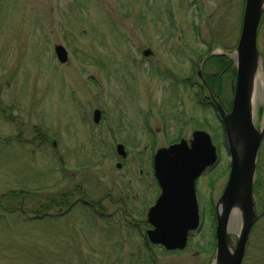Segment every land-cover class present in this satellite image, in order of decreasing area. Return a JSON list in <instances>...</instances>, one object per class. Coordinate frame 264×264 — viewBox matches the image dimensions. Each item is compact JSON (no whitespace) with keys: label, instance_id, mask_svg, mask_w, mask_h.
Returning a JSON list of instances; mask_svg holds the SVG:
<instances>
[{"label":"rangeland","instance_id":"1","mask_svg":"<svg viewBox=\"0 0 264 264\" xmlns=\"http://www.w3.org/2000/svg\"><path fill=\"white\" fill-rule=\"evenodd\" d=\"M244 7L245 0H0V264H142L144 257L213 264L214 210L230 161L220 119L194 85L196 65L207 58L203 74L230 108L236 74L221 73L214 58L236 49ZM56 45L68 51L67 63ZM259 49L264 86V20ZM255 115L261 125L258 95ZM198 129L219 149L217 165L198 181L203 226L185 251L147 250L150 227L140 216L155 197L149 176L139 179V160L146 172L157 149ZM116 144L128 150L125 162ZM79 185L92 198L111 190L137 222L123 225L124 208L109 201L106 210L97 204L105 216L76 203ZM61 194L65 200L45 205ZM254 194L259 218L244 264H264V142ZM40 206L53 209L52 218H38Z\"/></svg>","mask_w":264,"mask_h":264},{"label":"water","instance_id":"2","mask_svg":"<svg viewBox=\"0 0 264 264\" xmlns=\"http://www.w3.org/2000/svg\"><path fill=\"white\" fill-rule=\"evenodd\" d=\"M263 18L264 0H246L240 39L233 53L230 52L237 74L232 110L226 112L210 95L225 127L231 164L226 188L217 203V250L213 264H243L251 232L259 218L254 184L264 140V117L257 126L255 97L258 95L264 102V86L261 84L260 91L255 93V80L257 75L263 79L262 54L258 47ZM55 52L61 63L68 61L62 45H56ZM198 75L201 77V69ZM203 83L206 85L204 80ZM100 117V111H96L94 122L98 123ZM117 152L126 157L123 145L117 146ZM217 160L212 137L200 130L192 133L189 142L182 140L156 152L154 172L161 195L147 217V223L153 227L147 232L152 244L166 250L186 248L188 234L199 227L196 180ZM234 224L239 225L237 230Z\"/></svg>","mask_w":264,"mask_h":264},{"label":"flooded vegetation","instance_id":"3","mask_svg":"<svg viewBox=\"0 0 264 264\" xmlns=\"http://www.w3.org/2000/svg\"><path fill=\"white\" fill-rule=\"evenodd\" d=\"M142 158L139 160V161H142L141 162V165H142L141 167L143 168V169H140V171H139L140 174H141V177H139V179H140L141 182H144V184H145V181L148 178H145L144 176L145 175L149 176V178L151 180L150 186L153 188V191H154V194L152 196L155 197L154 198V202L152 203V205H153L156 202V200L158 199L161 191H160L159 184H158V182L156 180V177H155V174H154V169H153V165H152L151 158H149V160H148L149 166L147 167V171L146 172H144V167H143L146 164L145 163L146 160L145 159L142 160ZM76 191H79L84 196V197L83 196L82 197L81 196H78V198L76 199V203L77 202L83 203L88 208H91L92 210H94V211H91L94 214H100L99 213V210H97V204H98V206H100V208H99L100 210H102V209L103 210H106V208L108 206V201H109L110 204H112L114 206H121V207L124 208L123 211H122L123 213L120 215V222H122V224L125 225L126 227H127V224L129 222H137V220H138L137 217H135L133 214L128 216V212H127L128 205L125 203V201L123 199H116V200H114V197L115 196H114V194H111L110 193L111 190H108L106 192L107 194L105 196H103L101 194V198H92V197H90V194H88L87 192H85L84 189L81 186H78V190L76 189V190H74V192H72V194H71L72 197L76 196L75 195V192ZM122 193H123V196H124L125 195V191L123 190ZM61 195H63V194H61ZM137 196L138 197L140 196V192L139 191L137 192ZM104 202H106V203L104 204ZM100 215H102V214H100ZM102 216H105V215H102ZM140 217H143L142 220H140V222H142V223H143L144 217L147 218V216L145 214H142ZM201 228H202V226H201ZM201 228H200V230H201ZM192 234L189 233L188 245L187 246H189V242H190L191 238H193L194 235H195V233L193 235ZM154 248H156V247H154ZM185 250H183V251H185ZM172 252H175L176 253V252H182V251H172Z\"/></svg>","mask_w":264,"mask_h":264},{"label":"trees","instance_id":"4","mask_svg":"<svg viewBox=\"0 0 264 264\" xmlns=\"http://www.w3.org/2000/svg\"><path fill=\"white\" fill-rule=\"evenodd\" d=\"M212 59L213 58H210L208 61H212ZM214 60L215 61H218L219 62V66H220V72L221 73H227V72H233V73H235V69H234V63H233V61L232 60H230V59H228L227 57H225V56H218V57H216V58H214ZM213 60V61H214ZM236 74V73H235ZM206 76V80L208 81V83L210 82L209 81V76L208 75H205ZM211 80V79H210ZM210 84V86H211V83H209ZM211 88H213V87H211ZM218 97V96H217ZM219 98V97H218ZM220 99V98H219ZM225 138V137H224ZM27 192L26 191H21V192H19V193H17V194H26ZM31 193V192H30ZM32 194V193H31ZM7 196H9V195H5L4 197H7ZM63 195H61V197H62ZM2 196H0V198H1ZM26 197H27V194H26ZM63 197H66V195L65 196H63ZM59 198V200H55V199H52V200H50V201H48V203L47 204H45V205H49V204H56V203H58L59 201H61V200H65L66 198ZM40 205H43V204H40ZM44 205V206H45ZM61 205V204H60ZM61 206H63V205H61ZM56 208V207H55ZM54 208V209H55ZM39 209H40V211H41V213H44L43 214V216H39L38 218H41V217H44L45 215L48 217V218H52V216H50V215H48V212H46V211H51V210H53V209H51V210H48V209H46L45 207H39ZM21 211V213L22 214H24V212H23V209H20ZM8 213V215L9 216H12V215H15L16 213H17V210H15V211H12V212H8V211H5L4 212V217H5V215H7V213ZM17 218H19V219H21L20 217H17ZM18 219V220H19ZM22 220V219H21ZM22 221H24L25 222V220H22ZM143 237V236H142ZM143 239H144V246H145V248L147 249V250H152L153 251V247L151 246V245H149V243H148V241L146 240V238H144L143 237ZM151 259H152V261H151ZM151 259H149V258H146V257H144V258H142V259H140L139 260V262L140 261H142V264H154V261H153V258L151 257Z\"/></svg>","mask_w":264,"mask_h":264},{"label":"bare ground","instance_id":"5","mask_svg":"<svg viewBox=\"0 0 264 264\" xmlns=\"http://www.w3.org/2000/svg\"><path fill=\"white\" fill-rule=\"evenodd\" d=\"M257 81L255 80V93H258L261 88V84H263V79L261 75H257Z\"/></svg>","mask_w":264,"mask_h":264}]
</instances>
